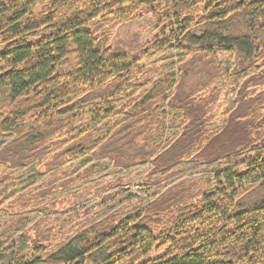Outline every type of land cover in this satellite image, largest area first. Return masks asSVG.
I'll list each match as a JSON object with an SVG mask.
<instances>
[{
  "label": "trees",
  "instance_id": "trees-1",
  "mask_svg": "<svg viewBox=\"0 0 264 264\" xmlns=\"http://www.w3.org/2000/svg\"><path fill=\"white\" fill-rule=\"evenodd\" d=\"M263 60L264 0H0V264H264ZM87 153L148 162L152 197L71 235L21 215L49 192L16 168Z\"/></svg>",
  "mask_w": 264,
  "mask_h": 264
},
{
  "label": "rangeland",
  "instance_id": "rangeland-1",
  "mask_svg": "<svg viewBox=\"0 0 264 264\" xmlns=\"http://www.w3.org/2000/svg\"><path fill=\"white\" fill-rule=\"evenodd\" d=\"M177 54L178 51L170 52L169 59L163 61V64L168 65L169 69H175V63L179 58ZM218 58V63L224 70L227 72L232 70L233 57L230 53L220 51ZM158 64L159 62L153 63V66ZM262 69H264V60L254 66L252 71L257 73ZM132 91L135 89L129 92L132 93ZM230 103L231 99L224 93L216 109V119L220 117L224 107ZM2 104L0 103V106ZM120 104L122 103L116 102L115 106ZM171 115L174 117L176 114L168 111L166 115L162 144H165L172 136L171 134L177 131V122L171 121ZM1 118L0 115V120ZM10 138L0 135V147ZM222 167L223 165L203 166L201 175L211 177L214 171ZM150 169L148 162L118 166L111 160L99 158L92 153L67 159L62 166L51 172H48L44 166L36 164L21 166L14 170L19 194L31 193L34 197L38 192L42 195L49 193H46L48 196L44 198L31 200L34 208L23 209L21 212L25 211V214H20L28 216L33 222L46 219L47 227L71 235L112 213L122 214L140 209L144 201L152 197V186L147 181ZM25 197L29 202L28 196ZM51 205L53 208L50 207ZM21 207L22 205H17L13 210L14 213H17ZM45 211L50 212L45 214ZM43 226L44 223L40 228L43 229ZM19 240L24 244L22 250L28 251L29 241L18 237ZM15 248L17 250V245Z\"/></svg>",
  "mask_w": 264,
  "mask_h": 264
}]
</instances>
